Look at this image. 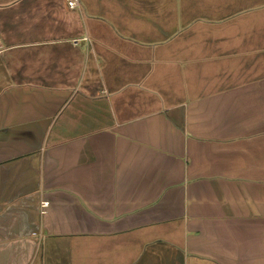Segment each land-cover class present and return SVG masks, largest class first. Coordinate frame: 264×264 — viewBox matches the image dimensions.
Returning <instances> with one entry per match:
<instances>
[{
	"label": "crops",
	"instance_id": "crops-1",
	"mask_svg": "<svg viewBox=\"0 0 264 264\" xmlns=\"http://www.w3.org/2000/svg\"><path fill=\"white\" fill-rule=\"evenodd\" d=\"M236 1L0 0V264H264V2Z\"/></svg>",
	"mask_w": 264,
	"mask_h": 264
},
{
	"label": "rangeland",
	"instance_id": "rangeland-1",
	"mask_svg": "<svg viewBox=\"0 0 264 264\" xmlns=\"http://www.w3.org/2000/svg\"><path fill=\"white\" fill-rule=\"evenodd\" d=\"M263 2H264V0H238V1L234 2V4H248V5L250 4V5H254L255 6V5H259V4L263 3ZM177 12H178L177 14L180 16L179 19L181 17L185 18L184 14H181L182 8H178V11ZM158 13L163 14L164 13V10L158 11ZM256 14H257V12L255 14H254V12H251L250 13V17L251 16H256ZM187 15H188V13L186 14V16ZM162 20H164V18H163V16H160L158 18V23L157 24L161 23ZM178 22H180V21L178 20ZM36 259L37 260H36L35 264H38V262L40 260V253L37 255Z\"/></svg>",
	"mask_w": 264,
	"mask_h": 264
},
{
	"label": "built area",
	"instance_id": "built-area-1",
	"mask_svg": "<svg viewBox=\"0 0 264 264\" xmlns=\"http://www.w3.org/2000/svg\"><path fill=\"white\" fill-rule=\"evenodd\" d=\"M67 5L69 8L73 9L78 5V0H67ZM47 203L46 202H42L41 203V208L44 209L46 208Z\"/></svg>",
	"mask_w": 264,
	"mask_h": 264
}]
</instances>
